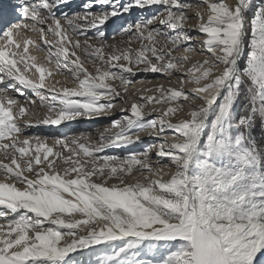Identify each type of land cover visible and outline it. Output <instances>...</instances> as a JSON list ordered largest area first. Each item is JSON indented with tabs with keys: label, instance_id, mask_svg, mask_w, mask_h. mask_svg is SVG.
<instances>
[{
	"label": "snow or ice",
	"instance_id": "snow-or-ice-1",
	"mask_svg": "<svg viewBox=\"0 0 264 264\" xmlns=\"http://www.w3.org/2000/svg\"><path fill=\"white\" fill-rule=\"evenodd\" d=\"M74 3L0 0V264H264V0Z\"/></svg>",
	"mask_w": 264,
	"mask_h": 264
},
{
	"label": "bare ground",
	"instance_id": "bare-ground-1",
	"mask_svg": "<svg viewBox=\"0 0 264 264\" xmlns=\"http://www.w3.org/2000/svg\"><path fill=\"white\" fill-rule=\"evenodd\" d=\"M78 1H81V0H78ZM118 22L119 21L116 22V20H113L110 23L109 28L111 27V25L114 26ZM156 78H157L156 76H151L150 75V76H148L147 78L144 79L143 83H138V85L141 88H151V87H153L152 83L156 80ZM80 122L81 123L79 124L78 129L72 130L73 132H79V131L89 132V131H92L93 128L104 126V125H106L108 123L106 120H97V121L94 120L93 123H92V126H88L90 124L88 122H91V121H80ZM31 131L32 132L41 133V134H53V133H49V132L47 133V132L43 131L42 127L38 128V129H32ZM93 136H95V132H93ZM145 142H148V141H145Z\"/></svg>",
	"mask_w": 264,
	"mask_h": 264
},
{
	"label": "rangeland",
	"instance_id": "rangeland-1",
	"mask_svg": "<svg viewBox=\"0 0 264 264\" xmlns=\"http://www.w3.org/2000/svg\"><path fill=\"white\" fill-rule=\"evenodd\" d=\"M80 2H81V1L75 0L74 5H72V6H78V4H79ZM134 15H135V13H134ZM116 22H117V20H116ZM118 23H119V22H118ZM118 23H117V24H118ZM112 27H113V26L111 25V27H110L109 29L111 30ZM40 55H41V57H42V56H43V53H41ZM60 79H62V77H60ZM154 80H155V79H154ZM161 80H162V78H156V80L152 83V85L154 86L155 84L161 82ZM136 88H141V87H139L138 83L135 84L134 87H133L132 89H130V92H131V91H134ZM141 135L143 136L144 133H141ZM138 147H139V146H138Z\"/></svg>",
	"mask_w": 264,
	"mask_h": 264
}]
</instances>
